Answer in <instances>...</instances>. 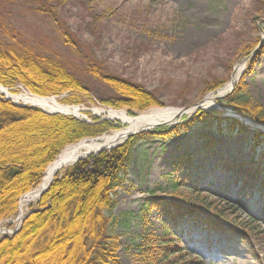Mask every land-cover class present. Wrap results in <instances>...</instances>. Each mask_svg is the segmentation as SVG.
<instances>
[{
    "label": "rangeland",
    "instance_id": "1",
    "mask_svg": "<svg viewBox=\"0 0 264 264\" xmlns=\"http://www.w3.org/2000/svg\"><path fill=\"white\" fill-rule=\"evenodd\" d=\"M0 49H17L37 60L44 57L81 80L85 91L49 96L66 106H80L82 116L58 114L88 123L94 116L118 126L103 135L127 124L99 115L96 109H124L130 116L161 107L188 110L222 88L237 64L246 61L247 70L251 58L255 63L245 77L248 91L264 105V0H0ZM93 66L100 69V77L93 73ZM105 75L143 86L162 106L137 111L110 105L119 95L101 79ZM216 80H222L223 86L205 93L207 83ZM0 85L14 95H36L21 84ZM68 97H77L79 102H64ZM0 99L24 104L1 91ZM193 113L186 112L175 122H183L184 115L190 118ZM203 131L209 129L200 125L179 137L151 138L139 144L126 180L115 195L113 216L118 224L114 229L123 264H144L141 236L147 231L156 242L167 212L184 213L177 221L176 237L185 247V259L194 264H264V185L260 178L249 180L250 184L235 182L230 171L218 166L231 159L245 167L251 156L264 157V142L253 153V130L235 135L212 131L215 145L202 149L198 132ZM15 134L16 130L11 138ZM69 166L58 170L54 179ZM43 195L24 209L21 224L16 222L18 203L17 212L0 221V238L18 232ZM154 200L160 207L151 208L145 217L141 206ZM38 264H44L43 259Z\"/></svg>",
    "mask_w": 264,
    "mask_h": 264
},
{
    "label": "trees",
    "instance_id": "2",
    "mask_svg": "<svg viewBox=\"0 0 264 264\" xmlns=\"http://www.w3.org/2000/svg\"><path fill=\"white\" fill-rule=\"evenodd\" d=\"M254 63L255 59L251 58L234 90L218 101L223 107H231L236 113L264 124V105L251 97L245 80ZM92 71L100 77L97 66ZM101 79L119 95L114 103H109L114 107L140 111L162 106L153 93L139 84L114 75ZM0 83L6 87L21 84L40 96L85 91L81 80L59 63L44 57L37 60L17 49H0ZM223 84L222 80L207 83L204 92L215 91ZM64 102L78 103L79 98L68 97ZM91 119L88 123L70 115L50 114L38 107L19 106L0 99V221L17 212L20 197L39 184L48 164L65 146L118 127L111 121H99L94 116ZM200 125L209 129L198 132L202 149L215 145L212 131L230 135L248 131L238 119L224 116L223 111L198 109L190 118L183 116V122L174 126H160L132 135L110 151L77 161L55 177L37 210L23 221L20 230L0 238V264H38L42 259L44 264H123L118 254L120 242L114 229L118 221L113 210L117 205L115 195L126 180L135 151L144 140L179 137ZM251 139L255 153L256 146L264 142V134L253 132ZM263 158L253 155L245 167L231 159L222 160L218 166L230 171L235 182L250 184L249 180L260 178V185H264ZM171 184L177 186L174 180ZM160 204L154 200L142 205L140 211L146 217L151 208ZM167 213L156 242L147 231L141 236L142 262L194 264L185 259V247L176 237L177 221L184 213Z\"/></svg>",
    "mask_w": 264,
    "mask_h": 264
},
{
    "label": "bare ground",
    "instance_id": "3",
    "mask_svg": "<svg viewBox=\"0 0 264 264\" xmlns=\"http://www.w3.org/2000/svg\"><path fill=\"white\" fill-rule=\"evenodd\" d=\"M246 63V61H243L240 64H237L234 68V72L230 80L216 93L208 94L200 105H202L206 109L217 107V98L228 93L232 89L234 84L242 77V75L246 71ZM0 91L15 102L38 106L50 112H62L73 114L79 117L82 116L80 113V106L63 105L56 99L55 96L41 97L28 92L14 95L8 89L2 87L1 85ZM192 109L193 108L184 110L183 108L161 107L153 108L136 116L128 115L124 109H96L95 112L97 114L104 115L109 118L119 119L123 123L127 124V126L111 134L103 135L98 139L82 140L78 143L66 146L57 157L55 163L50 165L45 178L42 180V182H40L41 184H39L37 188L31 190L20 198L19 212L16 218L17 224H21L22 220L24 219V209L30 203L37 202V200L40 198L41 193L46 187H48V185L53 180L56 172L62 167L73 165L80 157H86L89 154H97L102 149H113L114 146L122 143L127 138L129 133L141 131L144 129L152 130V128H157L159 124H173L183 113L190 112ZM243 121L251 128L264 129L263 125L255 122L250 117H243ZM0 232H3V230L0 229Z\"/></svg>",
    "mask_w": 264,
    "mask_h": 264
},
{
    "label": "water",
    "instance_id": "4",
    "mask_svg": "<svg viewBox=\"0 0 264 264\" xmlns=\"http://www.w3.org/2000/svg\"><path fill=\"white\" fill-rule=\"evenodd\" d=\"M258 49V48H257ZM256 50V49H255ZM234 87H235V84H234V86L232 87V89L230 90V92L231 91H233V89H234ZM226 96V94L225 95H222V96H220L221 98L222 97H225ZM220 97H218V98H220ZM217 98V99H218ZM18 105H25V104H19V103H17ZM201 104V102L200 103H198L197 105H195L194 106V108H193V110L195 109V110H197V109H205L202 105H200ZM184 110H186V108H183ZM218 109V108H217ZM44 110V109H43ZM47 112H49V111H47ZM50 113H60V112H50ZM183 114H185V113H183ZM182 114V115H183ZM232 116H235L236 118H238L244 125H246V123H244V121L240 118V116H237V115H232ZM174 124H176V122L174 123ZM162 125H169L168 123H164V124H159L158 126H162ZM149 131V129H144V130H141V131H136V132H132V133H129L128 134V136H127V138L122 142V143H124L130 136H132V135H134V134H137V133H139V132H143V131ZM261 132H264V130H260ZM122 143H119V144H117L116 146H114V148L115 147H117L118 145H120V144H122ZM103 150H105V149H102L101 151H103ZM98 154V153H97ZM80 159H83V157H80L78 160H80ZM78 160H76V162L78 161ZM56 161V160H55ZM55 161L52 163V164H54L55 163ZM75 162V163H76ZM50 165L51 164H49L48 165V167H47V169H46V171H45V173H44V177H43V179L45 178V176H46V174H47V171L49 170V168H50ZM53 180H54V178H53ZM52 180V181H53ZM52 181H51V183H52ZM51 183L48 185V187H46L45 189H44V191L41 193V195L43 194V193H45L47 190H48V188L50 187V185H51Z\"/></svg>",
    "mask_w": 264,
    "mask_h": 264
}]
</instances>
